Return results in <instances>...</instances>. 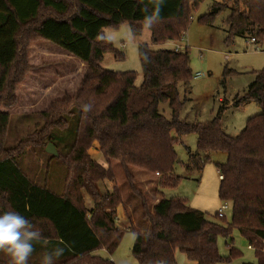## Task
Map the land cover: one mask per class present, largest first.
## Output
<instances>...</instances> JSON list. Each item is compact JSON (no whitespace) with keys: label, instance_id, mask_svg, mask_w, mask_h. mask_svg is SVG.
<instances>
[{"label":"trees","instance_id":"1","mask_svg":"<svg viewBox=\"0 0 264 264\" xmlns=\"http://www.w3.org/2000/svg\"><path fill=\"white\" fill-rule=\"evenodd\" d=\"M202 1L161 0L159 19L151 18L153 0H0V108L15 105V90L32 68L27 57L32 43L47 42L85 64L74 94L64 95L39 112L41 126L14 149L3 147L9 115L0 110V214L18 212L42 235L41 241L34 242L28 264H41L44 252L59 247L65 251L54 264H115L95 253L102 250L111 256L124 232L134 236L131 255L137 264H176L177 253L194 264H232L242 257L232 232L252 250L253 262L242 264H264V66L253 72V81L241 96H234L231 105L221 102L213 119L190 123L180 119L193 78L188 48H151L180 40L190 10ZM225 9L229 10L224 20L226 44L235 38L264 44V0L213 2L197 22L212 26ZM146 15L152 27L150 43L137 47L141 83L135 86L134 71L101 66L105 54L115 60L123 55L111 42L96 37L102 30L125 23L133 36H140ZM179 85L184 89L182 96ZM249 102L260 112L249 117L236 136L228 135L221 124L222 114ZM89 103L92 111L82 112V105ZM163 104L169 119L158 111ZM189 134L195 135L196 142L194 153L187 149L188 170L200 172L211 154L226 155L224 163L214 165L221 176L218 198L230 203L228 221L216 212L218 221H210L184 199L167 200L159 191L181 181L173 172L174 147ZM46 143L59 154L49 157L60 159L64 168L58 193L47 187L46 179L42 184L32 182L20 166L27 147ZM94 145L106 167L91 158ZM111 162L120 166L129 183L135 171L156 179V200L151 206L139 194L145 226L135 229L127 217L126 230L116 227V210L122 208L124 199L116 184L109 192L100 186L115 182ZM82 192L91 208L84 204ZM218 238L224 240L226 255L218 251ZM0 264H10L9 257L0 253Z\"/></svg>","mask_w":264,"mask_h":264},{"label":"rangeland","instance_id":"2","mask_svg":"<svg viewBox=\"0 0 264 264\" xmlns=\"http://www.w3.org/2000/svg\"><path fill=\"white\" fill-rule=\"evenodd\" d=\"M220 1L203 0L197 8L190 10V20L180 40L166 41L161 45L151 46L154 50H174L176 47L178 50L188 48L193 75L189 85L190 95L188 94L191 102H187L180 113V119H185L186 122L202 123L213 119L221 105L215 99L216 96H225L227 100L237 92L241 96L246 91L247 84L252 80L251 72L258 71L264 66V44H261L263 47L260 50L259 46L246 42V39L243 38H235L230 44L224 42L226 35L224 20L229 14L228 9H225L215 19L212 26H204L197 22V18L206 14L213 2ZM228 5L230 6V3ZM241 9L243 10L242 6ZM108 32L113 48L120 51L123 58L115 60L111 55L105 54L101 66L111 71H134L136 82H138L141 78V70L137 47L141 44L150 43L149 30H143L140 36H133L130 27L125 23L116 28L108 29ZM42 46L59 49L43 41L32 43L27 57L29 64L31 67L33 66V70H30L31 72L29 71L28 74L34 78L28 79L26 76L17 87L14 93L15 105L0 108L1 111L9 115L3 139L5 149L10 150L20 146L22 141L41 126L42 121L37 114L46 110L52 102L59 100L64 95H73L82 78L85 64H83L84 66L76 65L74 59L77 58H72L68 54L58 55L51 51L50 53H41L39 48L41 49ZM38 63L39 65H37ZM224 75V84L221 86L220 82ZM62 76H64L62 80L55 81L56 78ZM46 86L48 88L44 90ZM183 90L182 85H179L180 96H182ZM259 110L260 108L255 103H249L237 110L228 109L223 113V129L228 135L236 136L244 127L246 118L256 115V112H260ZM158 111L169 119L170 112L167 105H160ZM195 142V135L189 134L182 137V142L174 147L177 159L173 172L182 179L176 187L159 191L167 200L184 199L187 206L203 212L210 221H218L214 214L225 203L228 208L224 211V215L228 221L230 219V203L222 202L218 198L219 178L214 165V163H224L226 155L224 153L211 154L210 161L204 165L200 172L190 171L186 167L189 160L187 149L190 153H194ZM47 144L50 143H46L43 147L36 144L27 147L22 153L20 166L32 182L42 184V180L46 179L47 187L58 193L62 186L64 168L60 159H52L49 157L51 155L45 153L44 149ZM96 147V145L92 147L90 156L94 161L106 167L107 165ZM55 150L58 154L57 149ZM110 165L114 171L115 182H103L100 186L103 192H109L116 184L124 199V205L118 209L115 222L122 220L125 216L132 221L135 229L142 225L145 226L146 222L142 219V203L139 194H143L151 206L150 204L156 200L153 195L156 179L145 172L135 171V178L129 183L117 163L111 162ZM81 194L86 207L92 206L86 195L83 192ZM233 236L235 245L242 252V257L232 264L253 262L252 253L241 243L235 232H233ZM133 241V234L124 232L111 256H107L102 250L96 254L102 258H109L115 264H137L131 255ZM217 247L219 253L226 255L227 251L222 238L217 239ZM175 263L192 264L180 253H177Z\"/></svg>","mask_w":264,"mask_h":264},{"label":"clouds","instance_id":"3","mask_svg":"<svg viewBox=\"0 0 264 264\" xmlns=\"http://www.w3.org/2000/svg\"><path fill=\"white\" fill-rule=\"evenodd\" d=\"M153 3L151 18L160 19L161 0H153ZM150 22L148 15H146L144 22H142L143 29L151 30ZM96 39L111 42L108 30H102ZM143 58L145 62H148L147 54ZM92 108L93 105L89 103L82 105L81 110L87 113L92 111ZM41 239V232L38 229L34 230L33 224L18 212L5 211L0 214V253L9 257L10 264H28L35 251L34 242H39ZM64 251V248L59 247L50 252H44L41 264H54V261L64 254Z\"/></svg>","mask_w":264,"mask_h":264},{"label":"crops","instance_id":"4","mask_svg":"<svg viewBox=\"0 0 264 264\" xmlns=\"http://www.w3.org/2000/svg\"><path fill=\"white\" fill-rule=\"evenodd\" d=\"M246 42H249V43H251V44H253V45H256V46H259L260 47V50H261V48L263 47L261 44H257L256 42H251L250 41V39H246ZM50 48V47H49ZM49 48H47V47H45V46H42L41 47V49L39 48V50H41L40 52L41 53H43V52H47V53H50V51L52 52V53H56V54H66L64 51H62V50H60V49H49ZM54 48V47H53ZM257 47H255V49H256ZM48 50V51H47ZM58 50V51H57ZM62 52V53H61ZM42 56H44V55H42ZM73 58V57H72ZM74 60H76V65H79V66H84L83 65V63L80 61V60H77V59H74ZM37 65H39V63L37 64ZM60 65H62V64H60ZM33 67V66H32ZM60 67H64V66H60ZM33 70V68H31V71ZM30 71V72H31ZM29 72V73H30ZM251 74L253 75V77H252V80L250 81V82H252L253 81V79H254V74H253V72H251ZM30 74H28L27 75V78L29 79H33L34 77H30L29 76ZM29 76V77H28ZM63 77L64 76H62L61 78H56V82H58V81H60V80H62L63 79ZM141 83V78L139 79V81L138 82H136L135 81V86H138L139 84ZM248 85V84H247ZM48 88V86H46V87H44V90H46ZM246 88H247V86H246ZM245 88V89H246ZM189 89H190V86H189ZM190 91H191V89L190 90H188V94L190 93ZM190 95V94H189ZM235 95H240L238 92L237 93H235V94H233V95H231V98H229V100H227L226 99V97L224 96V97H221V96H216L217 98H215L216 100H217V102L218 103H221L222 101H225L228 105H231V103H232V101H233V98H234V96ZM188 97V96H187ZM222 98H224V99H222ZM189 99V101L188 102H191V99L190 98H188ZM249 103H253V102H249ZM249 103H247V104H245L244 106H246V105H248ZM243 106V107H244ZM230 108H232V107H229L228 109H230ZM227 109V110H228ZM232 109H234L235 110V108H232ZM227 110H225V111H227ZM237 110V109H236ZM260 111V110H259ZM257 113H259V112H256V114ZM255 115V114H254ZM248 118H246V120H247ZM222 120H223V114H222V116H221V124H223L222 123ZM245 120V121H246ZM243 128V127H242ZM241 130V129H240ZM226 132V131H225ZM92 206L91 205H89L87 208H91ZM118 209H120V208H118ZM118 209L116 210V214H117V212H118ZM115 224H116V226H117V228L118 229H120V230H126L127 228H128V226H129V224H128V222H127V218L124 216L123 217V219L122 220H119V221H116L115 222ZM232 235H233V232H232ZM242 243V242H241ZM246 247V246H245ZM246 249L248 250V251H250L251 253H252V250L251 249H248V247H246ZM96 254V253H95ZM192 264H194V263H192Z\"/></svg>","mask_w":264,"mask_h":264},{"label":"built area","instance_id":"5","mask_svg":"<svg viewBox=\"0 0 264 264\" xmlns=\"http://www.w3.org/2000/svg\"><path fill=\"white\" fill-rule=\"evenodd\" d=\"M250 41H251V42H254V39L251 38ZM174 50L177 51V50H178V47L174 48ZM255 50H257V48H256ZM219 179H221V176H219ZM227 208H228V206L224 203V205L221 206V207L217 210L216 213H217L218 218L225 217V215H224V211H225ZM263 246H264V241H263ZM248 249H251V248L248 247Z\"/></svg>","mask_w":264,"mask_h":264},{"label":"water","instance_id":"6","mask_svg":"<svg viewBox=\"0 0 264 264\" xmlns=\"http://www.w3.org/2000/svg\"><path fill=\"white\" fill-rule=\"evenodd\" d=\"M44 151H45V153H47V154H49V155H51L53 157H57L58 156V154H57V152H56V150H55V148L53 147L52 144H47V146L45 147Z\"/></svg>","mask_w":264,"mask_h":264}]
</instances>
